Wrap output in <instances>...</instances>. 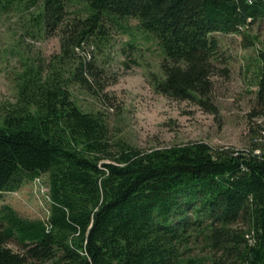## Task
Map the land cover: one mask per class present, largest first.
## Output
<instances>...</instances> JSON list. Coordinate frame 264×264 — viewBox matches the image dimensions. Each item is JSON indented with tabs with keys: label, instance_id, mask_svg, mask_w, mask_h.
Wrapping results in <instances>:
<instances>
[{
	"label": "trees",
	"instance_id": "trees-1",
	"mask_svg": "<svg viewBox=\"0 0 264 264\" xmlns=\"http://www.w3.org/2000/svg\"><path fill=\"white\" fill-rule=\"evenodd\" d=\"M22 2L0 0V12ZM29 2L39 7L37 31L58 35L61 52L24 69L16 103L0 116V194L45 177L49 214L30 220L0 208V264H264V135L246 150L113 142L102 114L84 112L74 94L98 96L90 67L69 62L133 19L163 54L157 91L203 103L213 34L248 31L264 19V0ZM255 54L250 119L264 118V51Z\"/></svg>",
	"mask_w": 264,
	"mask_h": 264
},
{
	"label": "rangeland",
	"instance_id": "rangeland-1",
	"mask_svg": "<svg viewBox=\"0 0 264 264\" xmlns=\"http://www.w3.org/2000/svg\"><path fill=\"white\" fill-rule=\"evenodd\" d=\"M38 8L25 0L0 12V116L16 103L24 69L41 61L45 64L61 52L58 35L37 31ZM107 30L106 36H94L76 48L69 62L90 67L87 76L95 79L93 89L98 96L79 89L74 94L84 112L102 114L113 142L123 140L140 150L190 142H203L213 149L246 150L254 139L260 141L264 118L250 119L255 102L251 80L256 50L264 51V19L239 35L213 34L218 49L213 58L212 89L203 103L175 100L157 91L163 54L154 39H145L137 29L136 20H120L117 27ZM261 147L264 150V139ZM3 205L23 218L46 221V178L1 193L0 208ZM8 247L19 250L13 242ZM192 253L202 250L195 247Z\"/></svg>",
	"mask_w": 264,
	"mask_h": 264
}]
</instances>
